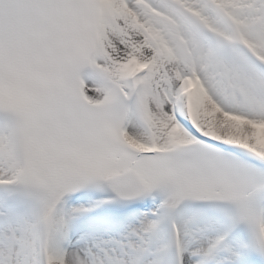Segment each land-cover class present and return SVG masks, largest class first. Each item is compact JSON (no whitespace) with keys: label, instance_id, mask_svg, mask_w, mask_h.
Listing matches in <instances>:
<instances>
[{"label":"snow or ice","instance_id":"6c2138e0","mask_svg":"<svg viewBox=\"0 0 264 264\" xmlns=\"http://www.w3.org/2000/svg\"><path fill=\"white\" fill-rule=\"evenodd\" d=\"M0 264H264V0H0Z\"/></svg>","mask_w":264,"mask_h":264}]
</instances>
